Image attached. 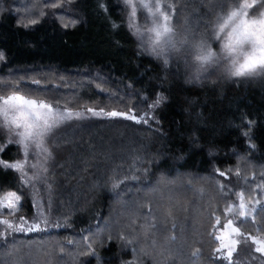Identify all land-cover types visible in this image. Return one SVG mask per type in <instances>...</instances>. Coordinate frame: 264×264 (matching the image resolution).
<instances>
[{
  "label": "trees",
  "instance_id": "trees-1",
  "mask_svg": "<svg viewBox=\"0 0 264 264\" xmlns=\"http://www.w3.org/2000/svg\"><path fill=\"white\" fill-rule=\"evenodd\" d=\"M166 3L172 10L181 4V20L198 21L192 30L176 26L195 38L222 14L224 0ZM131 11L127 0H0V95L11 82L73 111L140 116L150 109L151 117L147 124L84 117L93 121L78 137V154L85 148L100 157L111 148L112 161L92 167L91 183L79 182L72 165L63 169L72 175L50 191V231L8 235L0 241V264H51V254L34 258L46 246L68 264H264L250 247L245 254L253 255L234 263L215 251L216 219L228 220L240 192L262 205L237 226L264 238V80L231 76L225 60L194 79L183 50L165 64L142 46ZM208 43L222 55V43ZM157 97L163 99L152 108ZM6 137L0 134V163L20 158L15 138ZM9 192L21 197L19 211L0 207V218L31 220L37 196L1 167L0 199Z\"/></svg>",
  "mask_w": 264,
  "mask_h": 264
},
{
  "label": "snow or ice",
  "instance_id": "snow-or-ice-1",
  "mask_svg": "<svg viewBox=\"0 0 264 264\" xmlns=\"http://www.w3.org/2000/svg\"><path fill=\"white\" fill-rule=\"evenodd\" d=\"M229 5H232L229 10ZM252 9V12H249ZM153 19V24L147 30V34L141 32L138 28L136 34L141 37L142 46L149 49L152 54L158 58H163L167 64L170 54L183 49L184 61L186 66L194 69V79H199L202 72H206L209 68L219 64L222 60L229 62L227 71L231 76L244 77L255 76L264 80V0H244L241 4L239 0H224L221 5V15H217L215 21L211 20L204 25L209 31L201 33L192 40L187 38L180 40L175 39L174 29L168 21L170 16L167 12L161 10V6L157 4L155 11L149 9ZM135 9L133 8V14ZM36 23L35 20L31 21ZM209 39L222 43V55H218L208 43ZM0 53V59H2ZM2 83V82H0ZM9 83V90L4 95H0V134H4L7 130L8 135H14L16 144L22 147V154L25 159L31 149L35 155L38 148L47 157L51 158L52 153L48 148V141L57 133L62 125L67 123L69 119L80 118L81 113L74 112L72 109L62 107L58 101L35 97L31 93H25V90L18 85ZM33 84H40L39 80H32ZM3 91V90H0ZM162 97H157L152 108L159 106ZM140 108V105H137ZM87 112L94 116H104L108 118H123L135 121L136 123H148L150 117L149 112H143L140 116L128 111L110 110L105 111L103 108L97 110L95 108L86 107ZM4 167L15 169L25 175L23 163H14L4 165ZM34 167V165H30ZM46 171V169H45ZM224 175L223 172L220 173ZM39 178V177H37ZM25 182H30L29 178ZM162 181H158L159 187ZM241 201L239 204V216L248 215L247 205L243 202L244 193H238ZM21 197L16 192H9L0 199V207L10 210V214L15 215L20 208ZM259 203V201H257ZM227 211H233L229 206ZM216 223H220L217 217ZM43 225V226H42ZM48 220L43 215L39 206L31 221L20 216L17 220H9L7 218L0 219V239H6L12 233H33L43 232L47 230ZM59 227V225H56ZM225 231L221 232L215 238L220 241V247L215 249L217 253H221L223 249H227V255L222 258L229 260L239 240L232 239V235H242L238 227L233 226L231 219L227 220ZM247 242V238H245ZM130 244L131 241H125ZM255 244L260 246L255 248L256 252L264 253V238L255 239ZM89 250L91 246L89 245ZM198 252V250H197ZM84 254H88L85 252Z\"/></svg>",
  "mask_w": 264,
  "mask_h": 264
},
{
  "label": "rangeland",
  "instance_id": "rangeland-1",
  "mask_svg": "<svg viewBox=\"0 0 264 264\" xmlns=\"http://www.w3.org/2000/svg\"><path fill=\"white\" fill-rule=\"evenodd\" d=\"M127 1L132 9L131 11L132 14H133V8L135 9V12L132 17V20L135 23L137 22V27H135V30L136 28H138L141 32L147 34V30L152 27L153 19H154L150 14L149 9L155 11V6L159 4L161 6V10L167 12L168 15L170 16V20L168 21V23L174 29L175 39L178 42L185 38L189 40L194 39V38H189L183 34L181 35V33L176 29V26L178 24L182 28L186 27L192 30L194 26L193 24L198 23V21L195 18H193V16H188L186 20L180 19L182 18L181 15L183 14V12H185L182 11V9L180 8L181 4L175 3L176 6L173 5V10H172L171 8L168 7L166 0H127ZM138 39L141 41L140 36H138ZM74 112L81 113L82 114L81 117L78 119L77 118L69 119L67 123H65L59 129H57V133L54 134L53 137L49 138L48 148L52 153L51 158H47L40 151V149L37 148L35 150V155L33 154V151L30 149L27 158L25 159L24 155L22 154V147L19 146L21 148V153L20 155H18V157L20 158L18 159L13 158L12 161L3 159L0 163V166L4 170L13 171L16 174L20 175L24 184L31 187L32 191L37 196L35 198L36 201L35 213L37 211V207L39 206L40 210L43 212V215L46 218L48 214L50 197L52 195L50 191H52L53 186L60 185L62 182L69 181L71 179L69 175H72V173H69L68 170L61 172L63 169L68 168V166L72 165L73 168L71 170L78 171V175L80 179L78 181L83 183H88L93 179L92 167H94V169L95 168L98 169L100 165H106L108 164V162L112 161L111 152H110V150H112L111 148H108L109 150L106 149L105 151L107 152V154L104 155L100 154L101 155L100 157H97L95 153L91 154L90 153L91 150L86 149V151H84L85 148H82L81 153L78 154L80 143H82L81 142L82 139H78V137H81L83 135L81 133L89 131V129L91 128V126L89 125L92 123L93 120L84 119V117L87 118L90 115H92V113L90 112L87 111L86 112L74 111ZM107 133L110 136V142H113V137H112L113 134L111 130H109ZM4 134L7 135L8 137L6 129L4 130ZM10 136L14 137L15 140L17 139L14 135H10ZM14 163H23L25 165L24 173L26 174V176L21 174L19 171L15 169L4 167V165L14 164ZM30 165H34V167H30ZM26 178H29L30 182L26 183L25 182ZM257 201H259V203H257ZM240 202L241 201L237 197L236 202L230 205L233 208V211L231 212L228 211V220L229 219L232 220L234 227H238L237 221L239 219L253 217L257 209L262 205L258 197H256L252 201H247L244 196L243 202L247 205L246 211L248 215L245 217H241L238 214L240 211L239 209ZM0 219H4V218H0ZM17 219L18 218L9 219V220H17ZM226 223L227 221L225 223L218 224L219 226L217 228V235H219L221 232H224L226 230L225 229ZM49 231H50V227L47 226V230L43 232L47 233ZM240 232L242 234L240 236H236L235 234L232 235V239H236L240 241V243L236 245L232 257L229 260L223 259L222 257L227 255V249H223L221 253L216 254V258L225 261L227 263H232V262L234 263L237 261L242 262V261H246L245 260L246 256L253 255L252 253H255L257 257L260 256V258L264 259V253L255 251V248L260 245L255 244L254 240L260 238L257 236L245 234L241 229ZM37 233H41V232L22 233V234L29 235V234H37ZM245 238H247V242ZM3 240L5 239H0V241ZM249 247L252 248L253 251L252 253H248L246 255L244 250L246 251L249 250ZM54 252L55 253L52 252L51 246H46L45 248L42 247V249L37 250V254L39 255H35L34 258L35 259L40 257L43 258L45 254L47 255L51 254V257L48 259L47 263L50 262L51 264H68L66 263L65 260L59 258L57 254V249Z\"/></svg>",
  "mask_w": 264,
  "mask_h": 264
},
{
  "label": "clouds",
  "instance_id": "clouds-1",
  "mask_svg": "<svg viewBox=\"0 0 264 264\" xmlns=\"http://www.w3.org/2000/svg\"><path fill=\"white\" fill-rule=\"evenodd\" d=\"M221 74H225V70H221Z\"/></svg>",
  "mask_w": 264,
  "mask_h": 264
}]
</instances>
